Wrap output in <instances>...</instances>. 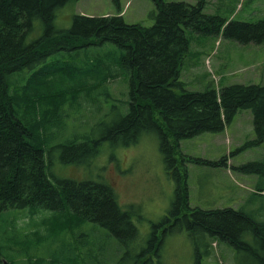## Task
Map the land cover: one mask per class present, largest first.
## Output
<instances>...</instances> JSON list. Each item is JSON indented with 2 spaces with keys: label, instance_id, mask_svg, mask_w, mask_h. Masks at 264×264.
Here are the masks:
<instances>
[{
  "label": "trees",
  "instance_id": "trees-1",
  "mask_svg": "<svg viewBox=\"0 0 264 264\" xmlns=\"http://www.w3.org/2000/svg\"><path fill=\"white\" fill-rule=\"evenodd\" d=\"M76 1L0 0V213L9 208L39 207L50 212L43 227L51 234L70 229L73 232L71 240L61 244L62 248L69 249L70 256L38 258L36 262L39 263L82 264L84 255L75 234L90 228L92 231L93 227H98L107 240L113 241L112 253L125 248L123 258H126L130 255L129 245L136 243L138 230L133 221L132 204H120L108 180L79 181L49 174L48 165L53 159L48 138L52 132L44 129V138L39 126L45 121L43 116L50 102L58 107L57 91L52 84L43 87L38 79L13 89L9 83L12 75L34 70L47 57L62 50L69 52L110 43L121 52L118 67L122 76H128V111L108 126L102 121L94 123L92 129L101 132L96 138L83 136L78 140L74 137L59 144V158L63 163H88L105 141L113 146H127L140 133L154 132L163 161L170 167L177 161L175 151L180 139L202 132L223 131L242 109L252 112L255 137L238 149L264 144V84L233 83L220 88L211 84L194 91L186 89L178 78L182 60L189 50L187 29L198 35H222L241 44H259L264 42V19L227 22L226 18L203 12L202 0L195 4L184 0H155L158 12L151 26L127 23L122 14L88 16L75 13L68 29L54 30L57 9ZM35 20L40 21L43 34L31 41L28 36ZM81 71L79 69L77 75L82 76ZM110 71L109 67L106 70L96 68L95 79L100 85L107 77H114ZM58 127L61 126L54 124L55 129ZM190 160L228 165L226 157L215 161ZM231 169L256 175L258 180L252 195H264V157L231 166ZM181 187L178 180L176 207L179 211L183 203L186 210L180 218L168 213L162 221L170 220L172 229L183 228L201 240L209 237L226 242L240 252L238 259L245 257L252 264H264V221L257 220L256 214L243 206L189 207L186 187ZM60 217H64L62 222H59ZM248 237L252 240H247ZM96 251L98 264H108V254L101 251L97 243ZM143 257L144 251L131 264H147L148 260ZM198 258L195 257L194 264H200ZM0 264H11L1 251ZM234 264H240L239 260Z\"/></svg>",
  "mask_w": 264,
  "mask_h": 264
},
{
  "label": "rangeland",
  "instance_id": "rangeland-1",
  "mask_svg": "<svg viewBox=\"0 0 264 264\" xmlns=\"http://www.w3.org/2000/svg\"><path fill=\"white\" fill-rule=\"evenodd\" d=\"M184 1L195 4L198 0ZM202 1L203 12L226 18L227 22L232 19L247 22L264 19V0ZM118 10L123 11L125 22L144 26H151L154 14L158 12L155 0H78L57 9L54 30L68 29L75 13L104 15L115 14ZM41 34L43 27L39 20H35L29 40H35ZM186 35L189 50L178 75L186 89L200 91L211 84L215 88L233 83L264 84V42L241 44L222 35H198L189 29ZM120 54L110 43L69 52L62 50L47 57L36 69L22 71L9 78L13 89L21 83L38 79L43 87L52 84L57 91L58 107L51 101L43 116L44 123H39L42 135L44 129L52 132L48 138L53 159L48 165L49 174L79 181L108 180L118 194L119 203H130L135 210L133 221L138 237L135 244L129 245L130 255L123 258L125 248L112 253L110 246L113 241L107 240L98 227H93L92 231L90 228L75 234L84 255L82 264H98L96 243L101 251L108 254V264H119V259L120 264H131L142 251L147 264H194L196 256L200 264H234L238 260L240 264H252L249 258L238 259L240 252L226 242L209 237L201 240L183 228L172 229L170 220L162 221L168 213L180 218L186 210L180 203L177 211L178 180L181 188L186 187L189 207L243 206L254 212L257 220L264 221V195H252L258 177L231 169V166L264 157V144L238 149L242 143L255 137L250 109L238 111L223 131L202 132L180 139L175 151L177 161L170 167L163 161L159 139L154 132L140 133L127 146H113L105 141L88 163L61 162L59 144L74 137L78 140L83 136L96 138L101 132L92 129L94 123L102 121L108 126L128 111V76L119 72ZM98 67L103 70L109 67L114 77H107L100 85L94 77ZM79 69H82V76L77 75ZM54 124L61 127L55 129ZM104 125L100 128L104 129ZM223 157L227 158V166L190 160L215 161ZM49 214V210L39 207L9 208L0 213V251L11 264H50L49 261L36 262V259H65L70 256L69 249L62 248L61 244L69 242L73 232L70 229L51 234L43 227L51 216ZM63 220L64 217L59 218V222ZM247 240L252 239L248 237Z\"/></svg>",
  "mask_w": 264,
  "mask_h": 264
},
{
  "label": "crops",
  "instance_id": "crops-1",
  "mask_svg": "<svg viewBox=\"0 0 264 264\" xmlns=\"http://www.w3.org/2000/svg\"><path fill=\"white\" fill-rule=\"evenodd\" d=\"M120 10H118V12H116L115 14H118V13H120V14H122L123 13V11L121 10L120 12H119ZM104 15H114L113 13H109V14H104Z\"/></svg>",
  "mask_w": 264,
  "mask_h": 264
},
{
  "label": "bare ground",
  "instance_id": "bare-ground-1",
  "mask_svg": "<svg viewBox=\"0 0 264 264\" xmlns=\"http://www.w3.org/2000/svg\"><path fill=\"white\" fill-rule=\"evenodd\" d=\"M260 100V99H259ZM208 121V120H207ZM137 126V125H136ZM177 129V128H176ZM137 132V131H136Z\"/></svg>",
  "mask_w": 264,
  "mask_h": 264
}]
</instances>
